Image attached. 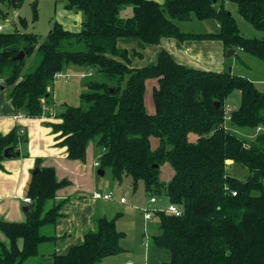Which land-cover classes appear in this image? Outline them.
Here are the masks:
<instances>
[{
  "label": "trees",
  "instance_id": "16d2710c",
  "mask_svg": "<svg viewBox=\"0 0 264 264\" xmlns=\"http://www.w3.org/2000/svg\"><path fill=\"white\" fill-rule=\"evenodd\" d=\"M21 3L0 0V13H8L1 4L16 9ZM227 3H234L239 16L264 33V0H66V9L82 13L77 31L57 20L42 40L16 28L0 30V78L16 112L36 117L43 106H53L55 75L65 73L69 64L99 76L84 83L78 105L66 104L55 114L59 121L48 125L69 159L83 160L88 143L95 140L101 171L109 168L117 181L130 176L133 186L141 180L147 194H163L178 207L179 215L155 210L160 232L153 243L169 255L162 264H264V132L252 134L256 126H264V92L231 71L180 63L165 49L154 63H132L146 45L164 38L218 40L225 51H242L264 62V38L244 36ZM126 5L132 6V15L121 17ZM192 18L214 20L218 28L185 32L175 22ZM121 38L135 39L137 47H121ZM20 51L23 58L15 59ZM33 54L37 64L24 70ZM148 79L157 83L153 113L145 106ZM234 90L240 92V103L226 120V99ZM19 130L0 134V168L4 150L15 155L27 141ZM228 160L248 169L246 179L228 171ZM39 164L36 159L38 170L27 184L32 202L25 220L0 219L7 239H0V264H23L56 239L61 203L54 201L55 191L68 181L58 180L53 167ZM164 164L173 171L168 180L160 176ZM119 214L98 217L95 230L86 232L81 243L51 254L53 264H96L118 254L124 235L116 226Z\"/></svg>",
  "mask_w": 264,
  "mask_h": 264
},
{
  "label": "crops",
  "instance_id": "0c3cea01",
  "mask_svg": "<svg viewBox=\"0 0 264 264\" xmlns=\"http://www.w3.org/2000/svg\"><path fill=\"white\" fill-rule=\"evenodd\" d=\"M156 1L162 2V0ZM65 2H63L62 6L60 5L62 7V9L59 10V12H61V17L58 18L57 21L60 22L64 28L77 31L80 28L83 18L82 13L66 9L64 7ZM228 6L227 3V7ZM65 14H68V17L63 19L62 16ZM0 25L3 29L4 25L1 23ZM119 45L132 49L137 47V42L135 39L121 38L119 39ZM161 49L167 50L175 60L190 67L202 70H212L214 68L216 70L212 71H223L222 69L225 65L224 58L226 51L223 49L220 41L196 39L179 42L174 38H164L157 45H146L142 50L141 58L132 57L133 65L140 66L141 63H139V60L145 59L149 61L148 63H154ZM234 53V50L230 52L232 55ZM244 54L245 52L242 51L237 53L236 57H239L241 61L237 62L236 66L230 64V71L248 78L255 84L258 90L264 92V66L259 65L262 72L255 73L251 65L247 63L251 60L239 56H245ZM204 66L205 68H201ZM235 67H237V69ZM246 71L249 73L253 72V75L247 74ZM0 80V134H5L12 128L19 127L27 137L25 143H20L18 145V151L15 155L7 156L1 162L0 219L14 222L24 221L26 218L24 207H28L29 209L30 203L24 202L22 197L27 196V184L31 174H33V171L36 169V159H40V166L53 167L55 176L58 180L65 179L68 181L55 191L54 201L56 203H61V215L57 218L53 231L56 239L52 243H49V245H41L39 257H32L35 258V264H53L51 254L53 252L64 253L71 245L81 243L86 232L95 230L96 219L98 217L105 216L112 218L115 216V214L114 216H110L114 208L108 201L92 196L95 191L107 193L104 190H99L103 188L102 181L98 179V174H100L98 171L101 170L95 166V162L98 161L100 151L95 149L94 145L89 142L83 160L69 159L67 157L66 148L57 145V141H59L55 138L57 134L53 133L51 127L48 125L49 122L59 121V119L55 117L56 100L54 99V88L52 93L54 105L51 107L47 106V110H45L41 116H21L15 118L14 116L21 112L15 111L8 97L7 88L2 85L1 78ZM243 134H245L243 136L247 137L251 135V133ZM252 134H254V132ZM227 164L231 166L232 161L228 160ZM167 172L169 171L167 170ZM103 174H105V170L102 175ZM167 174L170 175L169 173ZM153 202H155V200ZM166 208L167 207L163 210H166ZM143 219L147 221L144 217ZM1 234L0 232V239L7 241L5 236ZM157 234L158 233L153 236ZM143 243L146 245L148 242L142 239L141 244ZM19 246H21V241H19ZM123 246L121 245L122 250L118 254L105 257L111 258L108 264H135V262L128 258L124 261L122 258L118 257L121 252L127 250ZM156 250L162 252L159 249ZM105 258L101 259L98 264H104L102 262ZM168 258L169 255L165 260H162L160 264L167 261Z\"/></svg>",
  "mask_w": 264,
  "mask_h": 264
},
{
  "label": "rangeland",
  "instance_id": "374dc122",
  "mask_svg": "<svg viewBox=\"0 0 264 264\" xmlns=\"http://www.w3.org/2000/svg\"><path fill=\"white\" fill-rule=\"evenodd\" d=\"M34 0H22L21 5L16 9H7L5 5H2L4 10H7L6 17L2 16L0 13V23L4 25L3 31L9 32L13 29H18L21 31L35 33L40 36L41 40L44 39L49 29L52 27L54 20H58L61 17L62 4L66 0H35V6L33 7ZM57 4V5H56ZM61 5V6H60ZM228 8L231 10L233 16L236 19L238 28L240 32L250 38H264V33L254 29L246 21H244L237 13V8L234 3H228ZM57 6V8H56ZM36 12H34V11ZM119 15L121 17H128L132 15V6L126 5L121 8ZM20 17L25 19L26 24L22 25L20 22ZM68 14L62 16L66 19ZM180 29L185 32H210L217 29V23L214 20H197L192 18L187 21H175ZM33 54L26 58V64L24 70L29 66H35L38 60L35 62L36 57ZM246 59H250L247 62L251 65L252 70L255 73H261L259 65L264 66V62L256 57L249 54H244ZM225 65L222 70L230 71V64H234L241 61V59L236 57V55L229 54L228 50L225 52ZM147 59L139 60L141 65L150 64ZM254 65V66H253ZM197 67V66H196ZM201 68H205L201 67ZM237 69V67H235ZM255 68V69H254ZM235 69V70H236ZM244 69V67H243ZM216 70V69H212ZM65 74H69L70 77L67 81L65 78H56L54 83V99L56 100L55 112L59 113L65 108V105H78L79 104V94L85 89L84 83L91 79H99V76L94 74H84L86 70L69 64L67 69L64 71ZM247 74L253 75V72L246 71ZM236 73V72H235ZM84 74L83 77L80 75ZM155 79L146 80L145 89V106L149 113L154 112L153 101H152V89L156 86ZM240 103V92L234 90L226 99V113L229 114L232 109L238 107ZM43 114V112H42ZM228 128H231L229 124ZM238 135H242V132L235 130ZM195 134H189L190 140H195ZM94 145L95 149L101 151V149L95 144V140L90 141ZM157 141L155 138L152 139V146H155ZM167 170L169 172H167ZM228 171L236 176L237 178L244 180L248 174V169L240 164H232L228 166ZM169 173L170 175H168ZM172 169L169 165L164 164L161 167V179H168L172 176ZM98 179L102 181L103 188L99 190H104L106 192L112 193V198L108 199L113 208V215L120 213L116 220L117 228L124 232L121 238L120 244L127 250H124L119 254L118 257L122 260L126 258L135 262V264H160L162 260H165L168 256V251L159 249L154 243L152 236L160 232L159 218L155 213V210H163L168 205V200L165 195H153L155 202H152L151 195L147 194L144 190V184L139 180L135 186L132 184V179L130 176H123L120 181L115 180L112 177L109 168L105 169V174H98ZM264 183V178H263ZM102 193V191H101ZM123 196L126 202H119V198ZM104 200V199H103ZM151 201V202H150ZM166 201V202H165ZM143 209H148L151 213V219L144 221L143 219ZM2 235V234H1ZM4 237V236H3ZM142 239L147 240V244H141ZM44 245H49L44 244ZM159 249L162 252L157 251ZM39 257V256H38ZM47 257V255H46ZM35 258L27 259L23 264H35ZM111 258H105L102 263L108 264ZM99 263V262H98ZM96 263V264H98Z\"/></svg>",
  "mask_w": 264,
  "mask_h": 264
},
{
  "label": "built area",
  "instance_id": "2783aa9c",
  "mask_svg": "<svg viewBox=\"0 0 264 264\" xmlns=\"http://www.w3.org/2000/svg\"><path fill=\"white\" fill-rule=\"evenodd\" d=\"M2 29V26L0 25V30ZM84 74H89L84 72ZM84 74H81L80 76L83 77ZM56 78L60 77V78H65L64 80H68V78L70 77L69 74H65L63 72H58L56 75H55ZM1 82V80H0ZM47 110V106H43V112ZM21 116H25L23 113H18L17 115H15L14 117L17 118V117H21ZM226 120H229V115L227 114L226 116ZM20 133H23V130L20 129L19 130ZM259 132H264V126H261V125H258L255 127L254 129V135L259 133ZM95 166H99V161H96L95 162ZM233 194H235V192H233ZM92 196L94 198H100V199H105V200H108V199H111L113 196H112V193L111 192H107V193H100V192H93ZM22 200L26 203H31L32 202V199L29 197V196H24L22 197ZM152 202L154 201V197H151L150 199ZM119 201L124 203L126 200L123 196H121L119 198ZM166 211L169 212V213H172L174 215H179L180 214V210L178 209L177 206L173 205V204H168L167 208H166ZM143 216L145 219H150L151 218V213L148 209H143ZM128 264H132V263H128Z\"/></svg>",
  "mask_w": 264,
  "mask_h": 264
},
{
  "label": "water",
  "instance_id": "95a60500",
  "mask_svg": "<svg viewBox=\"0 0 264 264\" xmlns=\"http://www.w3.org/2000/svg\"><path fill=\"white\" fill-rule=\"evenodd\" d=\"M230 52H233V50H228V55L230 54ZM23 56H24V52L20 51L14 58L21 60L23 58ZM7 151H8L7 149L4 150V156H6V157L8 156ZM35 172H37V168L33 171V173H35ZM98 173L102 174L103 171H98ZM27 210H28V207H24V211H27Z\"/></svg>",
  "mask_w": 264,
  "mask_h": 264
}]
</instances>
